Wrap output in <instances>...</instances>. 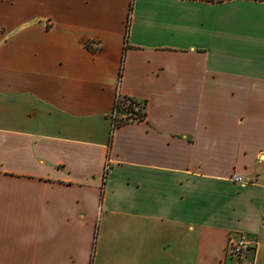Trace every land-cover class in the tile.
I'll return each mask as SVG.
<instances>
[{
    "label": "crops",
    "instance_id": "1",
    "mask_svg": "<svg viewBox=\"0 0 264 264\" xmlns=\"http://www.w3.org/2000/svg\"><path fill=\"white\" fill-rule=\"evenodd\" d=\"M0 264H264V0H0Z\"/></svg>",
    "mask_w": 264,
    "mask_h": 264
},
{
    "label": "built area",
    "instance_id": "2",
    "mask_svg": "<svg viewBox=\"0 0 264 264\" xmlns=\"http://www.w3.org/2000/svg\"><path fill=\"white\" fill-rule=\"evenodd\" d=\"M129 102L123 103L121 99L118 97L115 102V107L113 111L112 118L114 119V123L119 121L120 119V112L125 113L124 110L128 107ZM138 108L135 107V110L137 111ZM138 119H135L134 121H137ZM107 170V167H106ZM234 181H239V177H234ZM249 249V243L245 240V238L240 237L237 240H230L227 246V253L234 258L240 259L244 253Z\"/></svg>",
    "mask_w": 264,
    "mask_h": 264
},
{
    "label": "trees",
    "instance_id": "3",
    "mask_svg": "<svg viewBox=\"0 0 264 264\" xmlns=\"http://www.w3.org/2000/svg\"><path fill=\"white\" fill-rule=\"evenodd\" d=\"M121 101L123 103H127L128 101L129 104L126 110H124L125 113L123 114V116L125 115V117H120L119 121L114 123V126L118 127L128 122L134 121L135 119L142 120L145 118V113L143 110L144 106L142 104L128 98L121 99ZM135 107L138 108L137 111L135 110Z\"/></svg>",
    "mask_w": 264,
    "mask_h": 264
}]
</instances>
